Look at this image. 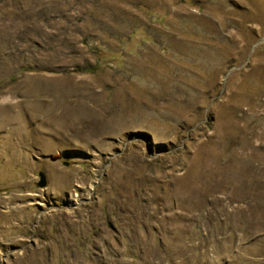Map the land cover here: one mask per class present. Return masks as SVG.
Returning a JSON list of instances; mask_svg holds the SVG:
<instances>
[{
    "label": "rangeland",
    "instance_id": "374dc122",
    "mask_svg": "<svg viewBox=\"0 0 264 264\" xmlns=\"http://www.w3.org/2000/svg\"><path fill=\"white\" fill-rule=\"evenodd\" d=\"M0 264H264V0H0Z\"/></svg>",
    "mask_w": 264,
    "mask_h": 264
},
{
    "label": "water",
    "instance_id": "95a60500",
    "mask_svg": "<svg viewBox=\"0 0 264 264\" xmlns=\"http://www.w3.org/2000/svg\"><path fill=\"white\" fill-rule=\"evenodd\" d=\"M41 177H42V182L40 183V186H45L46 185V177L43 173H41Z\"/></svg>",
    "mask_w": 264,
    "mask_h": 264
}]
</instances>
